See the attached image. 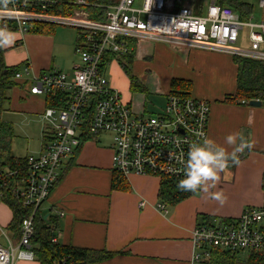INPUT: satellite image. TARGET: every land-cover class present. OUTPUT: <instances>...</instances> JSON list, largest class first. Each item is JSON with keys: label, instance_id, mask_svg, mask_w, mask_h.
Returning a JSON list of instances; mask_svg holds the SVG:
<instances>
[{"label": "built area", "instance_id": "1", "mask_svg": "<svg viewBox=\"0 0 264 264\" xmlns=\"http://www.w3.org/2000/svg\"><path fill=\"white\" fill-rule=\"evenodd\" d=\"M65 1L72 9L67 13L46 11L58 0L0 4V19L15 21L21 33L28 32L31 23L76 28L79 58L71 72L35 73L30 63H23L14 74V80L26 83L31 94L58 96L59 103L46 107L42 114L47 128L40 152L28 155L23 168L0 166V199L9 191L30 210L22 219L18 238L3 232L6 244L0 243V264L36 258L32 249L35 218L55 186L61 164L75 155L87 137L111 134L116 173L177 180L184 178L190 145L202 142L201 133L209 138V100L168 92L160 109H137L112 84L108 67L133 50L134 40L165 41L179 48L264 62V0H259L258 20L247 2L242 18L218 0H206L201 6L194 0H141V6L137 0ZM239 41L244 45H237ZM159 208L166 210L162 203ZM193 247L191 264H214L211 258L217 249L264 257V203L247 207L237 218H216L195 226Z\"/></svg>", "mask_w": 264, "mask_h": 264}, {"label": "crops", "instance_id": "2", "mask_svg": "<svg viewBox=\"0 0 264 264\" xmlns=\"http://www.w3.org/2000/svg\"><path fill=\"white\" fill-rule=\"evenodd\" d=\"M0 33H5L9 39L4 44L6 50L15 48L18 53L17 62L14 61L16 57L8 58L5 52L4 59L8 58L5 63L9 66L30 63L35 73L54 70L71 72L79 61L78 56H74L78 31L71 42L66 38L61 42L59 52L55 51L56 43L60 39L56 30L51 34L19 31L13 33L10 30ZM17 41L19 45L14 46ZM147 41L155 40H140L138 43L134 41L136 56L133 72L141 81L145 82L148 75L155 74L154 71L161 77L153 64V59L159 52L164 54L163 57L177 58L176 68L169 70L168 77L162 79L166 86L162 92H170L171 81L175 78L190 80L191 94L210 101L209 138L231 152L232 147L225 143V137L238 132L248 142L253 143L254 147L238 154L239 165H233L229 161L227 170L221 173L220 182L214 190L224 192L226 203L220 205L210 199L208 194L198 192L173 205L161 200V179L154 176L130 175L125 177L129 184L128 189H113L112 181L117 173L112 168V148L101 147L98 138L87 137L75 155L66 158L61 164L58 179L49 198L42 204L40 215L53 226V237L57 238V243L106 250L115 254L107 260L90 264H191L194 252L193 229L199 221L237 218L247 207L264 203L263 101L261 106H251L243 101H222L226 95L235 94L238 88L239 70L234 58L221 52L179 48L165 41L156 42L152 52L148 45H142L148 43ZM162 42L171 47L159 44ZM179 54H184V58H180ZM227 61L228 67L223 73L229 81L215 88L211 84V78L204 74L205 69L207 70V66L225 64ZM56 63L59 66L56 67ZM124 75L127 77L125 73ZM127 82L130 90L129 79ZM18 83L11 90L10 105L13 99L23 100L21 110L28 114V123L33 125L41 121L40 116L49 106L48 97L33 95L26 83ZM164 102L165 100L160 102L159 106ZM58 103L59 99L56 101ZM46 128L44 123L39 135L42 132L44 136ZM41 148L42 143L36 152L39 153ZM161 203L166 210L159 208ZM204 216L208 218L203 220ZM12 219V209L0 199V238L2 236L5 242L3 232L16 238L9 229ZM16 264L42 262L35 258L18 260Z\"/></svg>", "mask_w": 264, "mask_h": 264}, {"label": "trees", "instance_id": "3", "mask_svg": "<svg viewBox=\"0 0 264 264\" xmlns=\"http://www.w3.org/2000/svg\"><path fill=\"white\" fill-rule=\"evenodd\" d=\"M104 1V0H100ZM206 0H194L197 6L203 5ZM221 4L232 6L241 14L243 18L248 10L247 5L242 0H218ZM3 0H0V4ZM65 0H60L58 4L48 6L47 10L51 13H67L70 12L71 6L66 5ZM196 6V12L199 10ZM55 24L50 23H31L29 24L28 32L51 34L56 30ZM16 22L12 20L0 19V32L5 30L17 31ZM135 41V40H134ZM134 49L125 55L119 56L118 64L126 74L130 82V90L133 92H146L147 86L141 79L133 72V65L136 56L135 42L131 43ZM19 42H15L14 46H18ZM6 49L0 45V166L20 167L26 165V158L16 157L12 153V141L14 138L13 127L10 123L3 120V113L8 109L11 101V90L18 86L19 83L14 80V74L19 70L20 64L9 66L5 63L4 54ZM235 63L238 65V88L235 94L226 95L222 100L227 103H249L252 99L264 100V72H260L259 68L264 69V62L255 61L251 59H244L233 57ZM104 66V65H102ZM192 82L187 79L175 78L171 81L170 92L189 94ZM47 105H57L58 96H47ZM7 108V109H6ZM112 181L113 189H128L125 176L117 173ZM180 180L164 177L161 179L159 196L161 200L169 204H177L182 200L197 194V192L181 191L177 184ZM264 189V180H263ZM12 209L13 219L9 225V229L14 232V235L19 237L22 219L29 215L30 210L17 201H15L9 191L5 192L2 198ZM208 217L204 216L203 220ZM209 222V221H207ZM203 221H199L201 225ZM43 216L37 214L35 218V235L32 239L33 251L43 264H90L109 259L115 255L106 250H97L91 248H80L72 245H62L60 243L52 242L53 226L50 225ZM260 254H252L250 264H264V257H258ZM214 264H241L236 256L230 253L215 250V256L211 258Z\"/></svg>", "mask_w": 264, "mask_h": 264}, {"label": "rangeland", "instance_id": "4", "mask_svg": "<svg viewBox=\"0 0 264 264\" xmlns=\"http://www.w3.org/2000/svg\"><path fill=\"white\" fill-rule=\"evenodd\" d=\"M192 1V0H191ZM242 2H247L253 6V13L252 15L255 17V20H258L260 18L261 10L259 8V0H242ZM137 6L142 5L141 0H137L136 2ZM250 17V16H249ZM248 17V18H249ZM11 32L15 33L17 31L10 30ZM56 34H59L60 39L56 43V52L61 51V42L66 38L69 40L68 42H71L72 38L77 35V30L74 27L65 26V25H57L56 26ZM148 43H142V45L149 46V50H152V52L155 50L156 42L159 41H147ZM158 44V43H157ZM164 44L168 47H171L168 43H159ZM239 46H243V41H239L237 44ZM7 57L9 56L16 57L18 55L17 50L15 48L6 50ZM57 57V54L53 53V56ZM163 53L159 52L157 56L153 59V64L155 66V70L160 72L161 77L159 73L155 72L153 75H148L146 78V81L144 82L147 86L146 92H133L129 90V84L127 82V77L124 75V71L122 70L118 62L112 61L111 64L108 67L107 75L108 78L111 80L112 84L120 90L122 97L127 101H131L132 105L137 108L141 109L142 107L146 109H160V102L165 100V95L163 90H165V85L162 83V79L165 77H168L169 70L173 71L176 68L175 62L177 58H171V57H163ZM167 55V54H166ZM76 56V53L74 54ZM180 58H184V54L178 55ZM5 58L6 61H8V58ZM19 57H16L14 61L18 62ZM143 61V60H142ZM229 62L225 64H213L212 66H207V70L205 69L204 74L207 78H211V84L217 88L222 85H225L228 83V78L226 76L225 68L228 67L227 65ZM18 65V64H17ZM59 66L58 63H56V67ZM141 67L143 69V64H141ZM118 68L120 71H118ZM260 72H264V69L259 68ZM165 76H164V74ZM264 83V80H263ZM161 91V92H159ZM11 93V92H10ZM191 93V90H190ZM19 100V99H18ZM13 99L12 104L8 105V109L4 111L3 114V120L5 118V122L10 123L13 127L14 131V138L12 141V152L16 157L25 158L28 155H36V150L40 149V145L43 140V133L39 135L41 129L44 128V121L43 117H41V121H38L37 123L31 125L29 124L28 120V114L21 110V107L23 106V100L18 101ZM264 108V100H263V106ZM23 111V112H22ZM7 119V120H6ZM111 134L104 133L99 137L98 144L101 147L104 148H112V139ZM201 194V193H200ZM10 234V232H8ZM6 244L4 238L1 236L0 243ZM236 256L241 264H250L251 262V253L245 252Z\"/></svg>", "mask_w": 264, "mask_h": 264}, {"label": "clouds", "instance_id": "5", "mask_svg": "<svg viewBox=\"0 0 264 264\" xmlns=\"http://www.w3.org/2000/svg\"><path fill=\"white\" fill-rule=\"evenodd\" d=\"M3 2L7 4L8 0ZM8 42L7 35L0 33V45ZM201 137L202 142L190 145L184 166V178L178 182L177 187L181 191H200L208 194L210 199L223 205L227 201L226 195L223 191L214 190L220 182L221 173L227 170L229 161L233 165H239L238 154H242L245 149L251 150L254 144L248 142L238 132L230 133L225 137V143L232 147V151L229 152L204 133H201Z\"/></svg>", "mask_w": 264, "mask_h": 264}, {"label": "water", "instance_id": "6", "mask_svg": "<svg viewBox=\"0 0 264 264\" xmlns=\"http://www.w3.org/2000/svg\"><path fill=\"white\" fill-rule=\"evenodd\" d=\"M249 104L251 106H261L262 105V100L252 99V100H250Z\"/></svg>", "mask_w": 264, "mask_h": 264}]
</instances>
